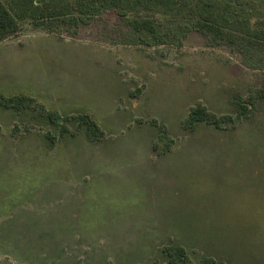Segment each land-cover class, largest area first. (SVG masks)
<instances>
[{"label": "rangeland", "instance_id": "obj_1", "mask_svg": "<svg viewBox=\"0 0 264 264\" xmlns=\"http://www.w3.org/2000/svg\"><path fill=\"white\" fill-rule=\"evenodd\" d=\"M133 39L110 11L51 30L25 20L0 43V93L28 102L0 108V264H167L176 246L191 264H264V102L221 129L184 126L200 105L235 116L264 68L196 32ZM49 113L70 117L64 135Z\"/></svg>", "mask_w": 264, "mask_h": 264}, {"label": "trees", "instance_id": "obj_2", "mask_svg": "<svg viewBox=\"0 0 264 264\" xmlns=\"http://www.w3.org/2000/svg\"><path fill=\"white\" fill-rule=\"evenodd\" d=\"M110 11L126 21L133 40L147 47L182 42L196 32L209 45L240 54L247 68H264V0H13L11 8L0 0V43L16 36L25 20L51 30L61 24L89 25ZM259 102H264V83L248 100H235V116L217 118L200 105L191 110L184 126L194 129L205 123L221 129L248 116ZM0 108L21 113L28 102L24 97L6 98L0 93ZM48 119L65 134L70 117L49 113ZM75 120L89 138L104 137L89 115H78ZM166 254L167 264H191L181 246L169 248ZM204 264L225 263L207 259Z\"/></svg>", "mask_w": 264, "mask_h": 264}]
</instances>
